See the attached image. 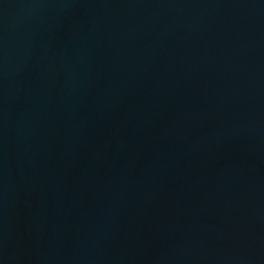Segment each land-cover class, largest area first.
I'll use <instances>...</instances> for the list:
<instances>
[{
	"label": "water",
	"instance_id": "1",
	"mask_svg": "<svg viewBox=\"0 0 264 264\" xmlns=\"http://www.w3.org/2000/svg\"><path fill=\"white\" fill-rule=\"evenodd\" d=\"M0 264H264V0H0Z\"/></svg>",
	"mask_w": 264,
	"mask_h": 264
}]
</instances>
